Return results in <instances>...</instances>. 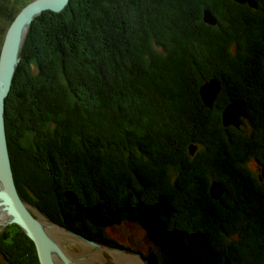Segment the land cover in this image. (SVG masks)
I'll return each instance as SVG.
<instances>
[{"label": "trees", "instance_id": "trees-1", "mask_svg": "<svg viewBox=\"0 0 264 264\" xmlns=\"http://www.w3.org/2000/svg\"><path fill=\"white\" fill-rule=\"evenodd\" d=\"M31 1L0 0L1 41ZM255 1L78 0L44 12L50 52L29 50L31 72L14 74L23 89L4 122L7 145L23 141L51 181L65 226L105 241L109 227L140 222L152 264H264V0ZM212 78L221 88L208 108L199 88ZM233 102L246 116L225 127Z\"/></svg>", "mask_w": 264, "mask_h": 264}, {"label": "rangeland", "instance_id": "rangeland-1", "mask_svg": "<svg viewBox=\"0 0 264 264\" xmlns=\"http://www.w3.org/2000/svg\"><path fill=\"white\" fill-rule=\"evenodd\" d=\"M77 1L78 0H69L68 4L65 6L63 10H65L66 7L67 8L74 7V4H76ZM63 10H61L60 12H63ZM44 12H48V10L43 11L39 15L35 16L27 29L26 35L24 37L19 52V62L15 69L14 74H19L17 73V70H19L20 73L23 71H26L27 73L28 71L31 72L32 62L31 60H28L30 58V55L28 53L32 47L34 49L35 47L38 48V50L40 51L39 53L40 58L46 57V55H48L50 52L51 45L47 44L48 39L46 38V34L48 33V30L51 29L52 26H54V24H50L49 17L47 16L48 14H45ZM60 12H56V13H60ZM1 42L3 41L0 40V49L2 46ZM16 79L17 77L11 83L10 91L7 97L5 98L6 113L10 117L14 115L13 107L15 105L14 104L16 97L15 93L21 92L23 89L21 80H16ZM10 134L12 136L17 135L16 131L14 132L12 130ZM20 143L22 144L20 146L11 145L9 147L7 145L9 147L8 151L10 155L11 169L13 173V179L16 186V190L19 195L23 196V199L21 197L20 198L25 203L29 204L37 213H39L41 216L44 217L43 219L45 220L44 224H48L50 220V222H54L58 225H62L67 229H69L67 226L64 225V223L61 220L59 209L56 204L57 202L54 195V188L51 181H49L46 178V176L42 174L36 161L33 160V158L31 157L32 154L30 153V151L25 150V145L23 141H21ZM249 167L253 169L254 172H257V167L254 162H249ZM213 182L219 183L217 181H213ZM3 215L6 216V218H2L3 220H7L9 218V214L5 213V211H3ZM17 228L23 234V237L20 235L22 239L23 238L25 240L28 239V241L32 242L30 243L31 245L28 246V251L26 250L27 247L26 243L24 242L23 244L24 240H21L16 235L17 233L15 230ZM69 230L75 233H79L72 229ZM3 232L5 233L3 234ZM14 234L16 235V237L13 238ZM105 234H106L105 241H101V240H95V241L101 242L104 245L109 246V248L111 247V249L108 248L106 249L103 246L96 247L95 245H92L91 243H88L87 241L73 234H69V233L67 234L66 232L64 235H62L63 237L60 238V243L64 248V250L72 258L74 257L77 259L79 257L84 258V256H86L84 253L85 249H83L81 243L87 245L89 247L90 252L94 251L96 255L95 258L97 259L96 260L90 257L91 259L89 260L91 264H98L99 262L100 263L105 262L103 264L106 263L109 264V259L111 264H146L143 261H141L140 258H137V256L133 254L115 250L114 248H117V246L113 244V243H117L122 246L121 248L130 249L134 253L142 255L143 257L146 258V254H149V251L153 249V244L147 236V231L145 227H143L140 222H136L135 220L134 221L124 220L122 223L111 226L108 229H106ZM8 236L9 238H7V240H4V237H8ZM16 238H18V240H16ZM94 239L95 238L90 240H94ZM33 244H34L33 241L28 237L25 231L22 230V228L15 221L7 223L4 227H2V225L0 224V247L3 248L4 251L3 253L5 255V257H3L2 254L0 253V264H40L35 245ZM104 251L105 253H107L109 257L108 256L105 257L102 254ZM26 252H29L30 254L26 255ZM96 252H98V254L100 253L99 256H97ZM83 258L81 262L84 261Z\"/></svg>", "mask_w": 264, "mask_h": 264}, {"label": "water", "instance_id": "water-1", "mask_svg": "<svg viewBox=\"0 0 264 264\" xmlns=\"http://www.w3.org/2000/svg\"><path fill=\"white\" fill-rule=\"evenodd\" d=\"M68 1L69 0H32L23 6L7 28L0 49V224L4 227L7 223L15 221L33 241L40 264H59L55 260V255L53 253H59L60 264H69L68 260L71 262L73 259L62 247L60 239L53 237V233L56 234V230L73 234L96 247L103 246L106 249H111V247L109 248V246L101 242L90 240L79 233L70 231L62 225L50 222V220L48 224H44L40 221L44 219V217L37 213L29 204L25 203L16 190L8 152L4 122L5 98L11 88L15 69L19 62L20 48L27 29L35 16L46 10L55 13L60 12L68 4ZM233 1L239 4H247L252 8L257 7L255 0ZM203 21L210 25L216 24L214 16L208 9H204ZM220 88L221 84L216 78H212L201 84L199 94L205 106L208 108L212 107ZM245 116V110L240 103H230L222 111L223 126L239 127L241 124L240 118ZM194 150L195 148L191 146L190 153L193 154ZM209 191L212 198L219 199L223 193V187L220 183L212 182ZM2 211L9 214L7 220L2 219ZM114 249L133 254L144 263L151 264L145 257L134 253L130 249H123L121 247ZM109 264H111L110 261Z\"/></svg>", "mask_w": 264, "mask_h": 264}, {"label": "bare ground", "instance_id": "bare-ground-1", "mask_svg": "<svg viewBox=\"0 0 264 264\" xmlns=\"http://www.w3.org/2000/svg\"><path fill=\"white\" fill-rule=\"evenodd\" d=\"M22 127V126H21ZM6 213V212H5ZM1 216H2V218H6V216H4L3 215V211H2V214H1ZM44 221L45 220H43L42 219V222L44 223ZM54 235H53V237H55L56 239H60V238H62L63 236L62 235H64L63 234V232L61 231V230H56V234L55 233H53ZM68 234V233H67ZM67 237H68V235H67ZM81 246L83 247V249H85L84 250V253H85V255L86 256H84V258L83 257H79L78 259L77 258H74L73 257V259L71 260V262L68 260V263L69 264H91L90 263V260L89 259H91V258H94V259H96L95 258V253H94V251L93 252H90V250H89V247L87 246V245H85V244H82L81 243ZM79 247V246H78ZM91 248V247H90ZM94 250H97V249H94ZM102 251V250H101ZM82 253V252H81ZM87 253H88V255H87ZM97 253V256H99V254H98V252H96ZM118 253V252H117ZM55 256V260L57 261V263H59L60 264V260H59V253L58 254H56V253H53ZM105 257L107 256L106 255V253H105V251L102 253ZM91 257V258H90ZM84 259V261L83 262H81V259ZM129 259V258H128ZM97 260V259H96ZM95 260V261H96ZM103 260V259H102ZM137 260V259H136ZM109 261H110V259H109ZM129 261V260H128ZM103 263H105V262H103ZM102 262L100 263H98V264H103ZM131 263V262H130ZM107 264V263H106Z\"/></svg>", "mask_w": 264, "mask_h": 264}]
</instances>
